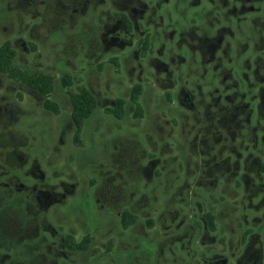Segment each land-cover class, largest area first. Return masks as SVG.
Segmentation results:
<instances>
[{"label":"rangeland","instance_id":"obj_1","mask_svg":"<svg viewBox=\"0 0 264 264\" xmlns=\"http://www.w3.org/2000/svg\"><path fill=\"white\" fill-rule=\"evenodd\" d=\"M147 3L0 0V45L12 41L18 66L55 75L50 97L61 108L59 114L47 110L44 95L0 71V180L38 184L55 195L47 210L52 224L78 240L95 236L87 252L67 253L61 264H205L188 247L238 251L245 221L264 214L263 156L252 163L238 160L247 151L235 147L234 132L220 130L233 120L217 121L224 106L216 99L232 92V84L206 79L213 71L222 77L234 69V74L228 66L238 64L235 50L232 61H223L227 68H205L186 44L192 28L185 22L193 11L180 16L173 5L175 34V26L168 30L154 4ZM200 10L197 24L204 27ZM121 12L128 14L130 30L119 19ZM162 29L167 30L160 34ZM67 73L70 88L62 81ZM137 83L143 85L142 116H136L130 100ZM83 87L96 95L98 105L85 122L80 145L74 140L68 89ZM119 97L127 100L121 119L105 111ZM16 196L18 205L25 204L24 192ZM13 203L12 210L0 208L4 228L23 220ZM30 206L44 209L36 198ZM213 208L223 210L221 227L213 232L217 239H197L202 228L193 233L191 220H200L194 214ZM125 209L138 216L127 229L121 223ZM38 233L34 226L32 236Z\"/></svg>","mask_w":264,"mask_h":264},{"label":"flooded vegetation","instance_id":"obj_2","mask_svg":"<svg viewBox=\"0 0 264 264\" xmlns=\"http://www.w3.org/2000/svg\"><path fill=\"white\" fill-rule=\"evenodd\" d=\"M142 1L147 3L145 0ZM150 4H154L152 8L156 14L159 13L161 22L162 20L166 21L168 30L176 25L175 22L173 23L171 9L175 8L180 16L185 14L190 16L193 11L192 18L185 22V25L189 24L192 28L186 44L189 46L188 51L193 56V60L202 63L205 68L214 70L227 68L223 61L224 59L232 61L230 52L235 50L236 58H238L235 62L238 64L228 66V70L229 67L235 68L234 74V69H230L228 75L223 73L222 77L213 71L212 76L206 78L209 83H216L219 79L218 83L232 84L233 87L232 92L219 93L216 99L217 102L221 100V105L224 106L218 109L217 121L220 123L225 119L233 120L234 124L227 125L223 122L220 130L228 132V134L234 132L235 136L232 140L235 147L247 151L246 157L237 155L239 161L244 159L245 162L252 163L257 162L258 157L263 156L264 158V0H151L147 3V7H150ZM181 8L186 11L184 14L181 13ZM198 9H201L200 11L206 19L204 27L197 24ZM121 13L118 14V17L124 23L120 16ZM125 14L129 18L128 14ZM124 25L126 26L125 23ZM177 28L175 26L172 32L176 34ZM127 29L131 28L127 27ZM167 29H162L160 34ZM197 30H202V32L198 33ZM182 33L180 32V34ZM143 44L144 48L148 49L149 40H145ZM197 52L200 56L198 59L195 58ZM228 52L229 54H227ZM229 80L232 81L229 82ZM219 88H217L218 91ZM229 88L226 86L227 90ZM224 101L228 103H224ZM227 139L228 137L224 135V140ZM263 158L261 157V167L264 170ZM1 184L4 186L0 187V208L6 206L12 210L13 202L16 203L17 191L26 194V201L25 204L18 205L16 203L22 213L23 220L21 222L6 226L7 228L0 225V258H2V254L5 255L4 259L11 258L16 253L12 248L1 247L3 239L9 242L13 239H52L46 243L48 253L51 243H59L60 239H66L67 235L77 239L73 233L64 232L61 226H56L47 219V210L56 202L53 193L50 194L49 191L38 188V184L0 180ZM61 194L64 196L63 193ZM32 198H36L38 207L44 206L43 211L31 209ZM254 208L258 209V206H254ZM222 213L223 210L213 208L198 215L194 214V217L200 218V220L198 222L191 220L193 233H197V229L202 228V235L197 239H217L213 232H217L221 227L220 216ZM209 217H212V220ZM258 220L262 221L261 225H258ZM34 226L39 229V233L32 236ZM88 235L91 239H96L92 233L85 234L80 239ZM194 238L196 236H190L191 243ZM218 239L225 244L223 240L225 237L220 236ZM239 239L238 251H231L228 254L224 251L210 249L211 255H209L206 253L209 251L200 252L193 246L188 247V250L189 252L194 250V254L202 258L205 264H264V214L262 217L255 216L251 221L246 220ZM257 239H260L261 242L259 246L255 244ZM59 249L62 254L61 258L65 257L67 254L65 247L60 244Z\"/></svg>","mask_w":264,"mask_h":264},{"label":"trees","instance_id":"obj_3","mask_svg":"<svg viewBox=\"0 0 264 264\" xmlns=\"http://www.w3.org/2000/svg\"><path fill=\"white\" fill-rule=\"evenodd\" d=\"M120 16L130 29L131 21L127 15L121 13ZM16 56L17 51L11 40H6L0 45V71L9 78L20 81L44 95L46 97L44 100L45 108L55 114H59L61 111L59 103L50 97L54 91L55 75L42 70L22 68L16 64ZM62 81L66 88H70L73 83L72 76L69 73L62 77ZM142 93V84L137 83L132 87L130 100L136 106V116L143 115V108L140 103ZM68 95L72 106L71 119L75 129L74 140L75 143L81 145L83 143V127L86 120L94 113L98 105V99L87 87H83L79 91L68 89ZM126 103V99L119 97L115 100V105L107 106L105 111L121 119L125 113ZM209 219L212 220V217H209ZM137 221L138 216L130 210H125L122 213V224L125 228L130 227ZM31 240H33V242H31ZM93 240L94 239H91L89 235L80 240L67 235L66 239H60L59 243H51L48 253L46 249L47 242H43V239H36V241L35 239H13L11 242L3 239L1 247L12 248L16 253L12 255L11 258L7 259H4L5 255L2 254L0 264H60L59 259L62 256L59 249L60 244L65 247L67 253L87 252L91 248ZM36 242L38 244L35 245ZM33 250L37 252L34 253ZM93 253H96V251Z\"/></svg>","mask_w":264,"mask_h":264}]
</instances>
